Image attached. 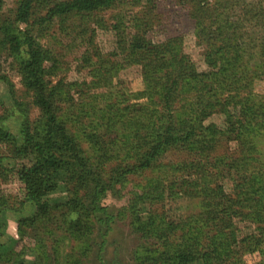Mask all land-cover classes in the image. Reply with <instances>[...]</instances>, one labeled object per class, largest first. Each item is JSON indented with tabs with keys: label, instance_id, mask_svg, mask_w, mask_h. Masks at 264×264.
<instances>
[{
	"label": "trees",
	"instance_id": "16d2710c",
	"mask_svg": "<svg viewBox=\"0 0 264 264\" xmlns=\"http://www.w3.org/2000/svg\"><path fill=\"white\" fill-rule=\"evenodd\" d=\"M40 1L18 0L4 15L5 2L0 0V54L16 63L21 83L39 110L32 119L28 108L17 103L20 140L8 129L6 116H0V142L10 144L12 158L20 161L15 168L25 185L20 208L26 202L44 208L20 218L22 229L42 227L49 235L61 230L87 255L92 217L108 213L100 204L107 187L100 169L118 159L111 170L114 182L164 168L163 175L146 178L130 205L131 226L145 241L135 252L141 264H244L248 253L264 255V160L258 147L264 137V94L255 91L256 82L264 80V0H177L195 21V34L205 46L204 71L185 52L181 36L161 41L149 37L160 18L156 0H43V12ZM126 4L133 9L116 13L112 22L101 15ZM78 20L86 33L93 21L117 38L112 66L98 55L106 68L98 70V81L109 91L84 103L71 95L72 89L83 90L81 83L53 80L58 59L42 42L54 36L58 23L65 31L67 22ZM130 27L134 34L128 41ZM84 61L92 57L85 55ZM122 65L141 67L142 89L114 92L110 72ZM0 81L14 95L8 75L0 73ZM215 114L224 116L223 124L207 122ZM170 151L184 156L165 163ZM60 181L73 185L71 195L52 203L48 197L61 188ZM92 185L93 196L85 205L80 192ZM178 196H205L207 201L202 211L178 219L164 211L149 209L146 216L139 211L143 204ZM8 208L14 207L0 194V214ZM239 222L259 232L241 235ZM176 233L180 243L173 239ZM39 241L30 250L33 264H48L45 240ZM0 254L12 261L10 252ZM27 254L24 249L16 252L14 264H24ZM77 262L73 254L67 256L66 264Z\"/></svg>",
	"mask_w": 264,
	"mask_h": 264
},
{
	"label": "rangeland",
	"instance_id": "374dc122",
	"mask_svg": "<svg viewBox=\"0 0 264 264\" xmlns=\"http://www.w3.org/2000/svg\"><path fill=\"white\" fill-rule=\"evenodd\" d=\"M17 1L4 0L5 4L2 13L8 15L15 8ZM42 3L43 0L38 2L37 6L43 12L46 5H42ZM44 4H46V0ZM156 7L157 15L160 14V18L158 17L159 22L154 30L149 33V37L153 41H161L168 37L181 36L184 41V50L194 60L198 70H207L208 66L204 59L205 46L202 45L195 34V21L189 15L187 8L179 5L177 0H156ZM132 9V4H126L101 15L108 22H112V17L116 13L122 10L131 11ZM79 22V20L67 22V30L65 31L60 28L61 25L58 23L52 31L54 36L44 38L42 42L53 49L58 59V67L53 80L62 79L66 82L81 83L83 90L72 89L71 95L79 99V103H84L91 100L93 96L96 97V95L109 91V86L105 82L101 81L102 86H100L98 81L99 71L104 72L106 70L104 65L99 63V56L108 60V63L104 64L112 66L117 59L113 55V52L117 51V38L111 31L97 27L93 21L88 22L89 28L86 33L82 29L84 25H80ZM126 32L128 41H130L134 34V29L130 27ZM91 35L93 36L92 43L89 38ZM85 55H90L92 61H84ZM118 60H120V57H118ZM0 73L7 74L14 84V95H12L8 86L0 81V116H6L5 122L8 129L20 140L22 114L17 103H22L28 108L32 119L38 117L39 110L32 104L31 94L21 83V78L16 70V63L12 58L4 54H0ZM108 80H112L111 88L115 93L126 92L132 94L143 87L141 67L138 65H122L117 71L110 72ZM255 91L264 94V80L256 82ZM207 122H216L221 125L224 123V116L215 114ZM83 145L86 148L88 147V143L85 140H83ZM258 147L264 160V137L258 139ZM183 156V153L170 151L164 162L178 161ZM0 158H2L0 162V194L7 196L10 204L14 207L13 209L8 208L0 214L2 220L0 252H10L12 255L11 261L9 256L0 254V264H14V254L23 249L28 252L27 255L23 256L24 264H33L35 259L31 249L38 248L41 244L39 240L42 237L45 240L46 250L49 254L48 264H66L67 256L71 254L79 259L76 264H141L136 258L135 252L145 241L131 226L132 214L130 205L135 193L142 190L143 185L146 183V178L151 175H163L164 168L145 172L144 175H129L125 181L114 182L111 177L115 178V173L111 170L119 160L108 161L101 167V174L107 187L101 196L100 204L106 208L108 213L100 212L92 217L94 230L89 241L91 249L87 255H83L79 250L77 251L78 241L75 239L70 240L67 237L64 238L65 234L61 230H57L55 235H49L45 233L42 227L39 230L31 227L22 229L20 218L41 212L44 208L32 202H26L20 208L18 202L23 199L25 186L18 179L15 172L17 162L20 161L12 158V146L3 142H0ZM60 182L62 184L61 188L48 197L52 203L64 202L71 195L70 191L73 185H65L63 181ZM93 191V185L88 192L81 190L80 195L84 199L85 205L89 204ZM174 198L169 197L152 205L143 204L140 206L139 211L144 216H146L149 209H154L158 212L164 211L171 219H178L182 216L202 211L207 201L205 196L195 200L180 196ZM238 224L241 235L251 231L259 232L255 226L247 222H239ZM49 226L55 228L52 224H49ZM38 231H42L43 234L40 235ZM178 235L176 233L173 238L176 243H180L182 239ZM243 261L244 264H255L256 262L264 261V255L260 251L248 253L243 256Z\"/></svg>",
	"mask_w": 264,
	"mask_h": 264
}]
</instances>
